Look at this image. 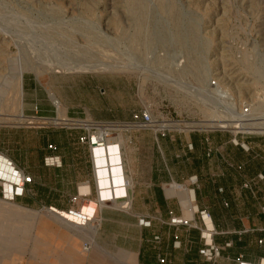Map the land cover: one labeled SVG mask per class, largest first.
Segmentation results:
<instances>
[{"label": "rangeland", "instance_id": "obj_1", "mask_svg": "<svg viewBox=\"0 0 264 264\" xmlns=\"http://www.w3.org/2000/svg\"><path fill=\"white\" fill-rule=\"evenodd\" d=\"M56 77L95 83L105 92L106 107L115 96L131 110L177 121L170 123L175 128L227 135L234 148L227 157L244 170L202 163L197 204L219 232L231 233L233 243L241 239L243 247L264 248V182L256 196L242 189L246 178L264 171L256 157L264 135L237 136L240 143L252 141L254 153L235 146L239 124L225 123L235 116L219 97L228 92L238 112L252 104L259 123L246 129L264 133V0H0V151L30 173L42 133L67 130L21 117L25 79L48 89ZM211 81L218 86H209ZM25 146L28 155L20 152ZM91 206L85 207L90 216ZM197 222L203 227L200 214ZM0 225L9 227L0 253L11 255L29 239L18 220L0 216Z\"/></svg>", "mask_w": 264, "mask_h": 264}, {"label": "crops", "instance_id": "obj_2", "mask_svg": "<svg viewBox=\"0 0 264 264\" xmlns=\"http://www.w3.org/2000/svg\"><path fill=\"white\" fill-rule=\"evenodd\" d=\"M78 83L56 77L48 81L47 89L35 78L25 79L23 113L38 119L54 118L61 111L63 117L72 119L131 121L135 110L121 102L117 104L115 96L106 107L103 88L91 81L80 80ZM54 99L59 101V111L53 105ZM66 130L63 135L42 133V145L33 151L37 163L33 165L32 173L11 153L0 151L6 159L4 162H12L16 169L33 178L32 183L25 185L24 194L15 201L4 199L0 182V216L6 222L10 217L24 223L18 230H23L29 238L11 255L0 253V264H212L200 251L204 248L202 234L209 236L213 229L217 232L212 236L214 244L220 247L231 244L221 251L215 264H237L239 255L254 263L264 261L262 246L243 247L241 239L233 243L231 233L219 232L211 215L204 218L206 229L171 223L174 218H194L197 222L194 212L199 209L196 190L200 185L202 163L213 165L215 169L222 166L225 170L231 169L227 154L234 148L227 135L190 130H176L166 136L145 129L122 131L121 143L118 137H114L113 143L118 142L122 148L126 175L131 183V209H119V203L106 205L97 211L98 221L92 219L76 224L64 218L60 223V215L78 214L85 200L94 205L91 212L93 208L95 212L97 203L89 150L79 141L83 132L80 130L73 135L76 130ZM50 145L55 149L51 150ZM257 146L260 153H256V157L264 161V137L257 140ZM20 152L28 155L27 146ZM251 152L254 153L253 148ZM48 157L58 158L60 166L48 165ZM81 166L84 167L80 169ZM192 178H197L196 184L191 182ZM90 191L92 194L87 199L72 202L80 192ZM189 208L194 212H188L186 209ZM260 213L264 215L262 211ZM86 214L90 216L87 211ZM143 222H149L150 226H144ZM7 229L8 226L0 225L1 250L2 242L8 241ZM157 236L159 241L155 240ZM85 243H90L89 251H84Z\"/></svg>", "mask_w": 264, "mask_h": 264}, {"label": "built area", "instance_id": "obj_3", "mask_svg": "<svg viewBox=\"0 0 264 264\" xmlns=\"http://www.w3.org/2000/svg\"><path fill=\"white\" fill-rule=\"evenodd\" d=\"M209 86L217 87L216 81H211ZM220 97V95H219ZM223 102H225V106L227 107L228 113L233 114L235 116V120L238 124H242L241 129H236V133L232 143L235 146H240L244 151L250 152L251 147L245 143H240L237 139L238 135H246V136H255V135H264V134H255L250 131V129H245L248 127L246 123H253L255 118H260L258 114H255L253 111L252 104H246L240 106L242 109L239 112L237 111V104L234 100L228 98H221ZM230 100V101H229ZM53 105L55 106L56 110H60V104L58 100H53ZM34 110L37 111L38 107L35 106ZM26 118H31L26 116ZM34 119L42 121L44 124L50 123L57 127H62L71 130H81L83 134L79 138L80 144L87 146L91 158L92 163V171H93V179H94V188H95V201H96V209L95 212L92 214V219L94 221H98L96 216L97 211L100 210L102 207L109 205L114 206L116 203H119V209L128 211L131 209V202H130V188L131 183L127 178L126 171H125V163L122 153V148L120 147L119 143H113L114 137H118V135L127 129L136 128V129H145L151 130L154 133L166 136L168 133L176 130H171L166 127V123L170 122L171 120L165 119L164 117H155L151 111L144 110V111H136L132 114L131 121L123 122V121H96L92 119H72L67 116L60 117V115L54 118H35ZM176 122V121H171ZM240 130V131H238ZM207 132V131H206ZM117 140V139H116ZM49 148L51 150L55 149L54 145H50ZM212 150H209L211 153ZM118 159V161H114ZM8 161V160H7ZM46 163L50 166H60V161L58 158L55 157H48L46 158ZM7 167L10 168L9 176L6 179L5 177L0 176V182L3 187V197L6 198L5 193V183H11L12 186V193L11 197L8 198L11 201H15V199L19 196H22L25 192V185L30 184L33 182V178L31 175L25 174L24 172L16 169L12 162H8L5 164ZM228 166L241 173L244 170V166L241 164H235L233 162H229ZM118 171V175H114L115 171ZM107 172L110 176L107 178L109 179L108 185L104 186L102 184V174ZM10 177V178H9ZM191 182L193 184L197 183V178H192ZM264 182V173L261 172L257 174L254 178H246L242 184V189L245 191H249L253 196L259 192L258 186L260 183ZM91 189V188H90ZM257 189V190H255ZM219 192H223V189L220 188ZM92 192L90 193H81L78 197L73 198L72 202L75 203L78 199H87L91 196ZM263 203L261 206V211L264 213V192L262 197ZM89 200H85V203L82 205V209L77 211L78 213H83V209L88 205ZM196 215L200 214L201 219L203 221V228L206 229L204 218L207 214L205 211H200L199 209L194 212ZM171 223L173 225H184V226H193L195 225L198 227L197 222L194 218L184 219V218H174L172 219ZM144 226H150L149 222H143ZM217 233L215 229L209 231V236H206L204 233L202 236L204 237V248L200 251L201 254L207 259V261L215 264L218 258L221 256V251L230 247L231 244H226L225 247L217 246L213 243L212 236ZM156 241L160 240V237H155ZM264 242L263 239L259 241L260 244ZM91 248L90 243L84 244V251H89ZM164 262V260H161ZM237 264H264V261H260L258 263L250 262L245 260L243 255H239L236 259Z\"/></svg>", "mask_w": 264, "mask_h": 264}, {"label": "bare ground", "instance_id": "obj_4", "mask_svg": "<svg viewBox=\"0 0 264 264\" xmlns=\"http://www.w3.org/2000/svg\"><path fill=\"white\" fill-rule=\"evenodd\" d=\"M113 68V67H112ZM116 68V67H115ZM111 70H113V69H111ZM23 78V77H22ZM23 84V83H22ZM225 91H220L219 93H220V97L221 98H228V92L227 93H224ZM56 100V99H55ZM240 109H242V108H240ZM239 114H241V112H239ZM21 117L24 119V118H26V116L24 115V113L22 112V115H21ZM60 117H62L61 116V111H60ZM21 119V118H20ZM235 118H232V119H228V120H226L225 121V123H228V121L229 120H234ZM177 122V121H176ZM261 122V121H260ZM170 123H173V122H168V123H166V127H168L169 129H171V130H183L181 127H179V128H175V124H170ZM237 123V122H236ZM254 123H259V121L258 122H253V123H246V125L248 126V127H246V128H253V125H254ZM238 124V123H237ZM214 126V125H213ZM212 126V127H213ZM218 126H221V125H218ZM223 126V128H227L228 126H232V125H222ZM241 126H242V124H239V128H238V126H235V127H237V129H241ZM214 128V127H213ZM245 128V129H246ZM260 130H264V123H262V125L260 126ZM252 131V130H251ZM262 132V131H261ZM255 134H259V133H255ZM262 134H264V133H262ZM118 138H119V142L121 143V141H120V134L118 135ZM118 143V142H117ZM120 147H121V145H120ZM6 159H4L3 157H2V155H0V162H3V164L2 163H0V176H2V177H5L6 179L8 178V176H9V174H7V173H9V170H10V168L9 167H7L5 164L7 163V162H4ZM115 162L116 161H118V159H116V160H114ZM8 164V163H7ZM119 173H118V171L116 170L115 172H114V175L116 176V175H118ZM107 175H108V173L107 172H104L103 174H102V184L104 185V186H106V185H108L109 183H108V181H109V179L107 178ZM110 176V173H109V175H108V177ZM10 178V177H9ZM5 185H6V187H5V193H6V198H4L5 200H7V201H11V200H9L8 198H10L11 197V193H12V186H11V183H5ZM175 189H177V190H179L180 191V189L179 188H177L175 185L173 186ZM168 192L169 193H171L172 192V189L171 188H169L168 189ZM181 195V194H180ZM117 204V203H116ZM114 206H116V205H114ZM188 212L189 211H192V212H194L193 211V209H186ZM61 216V219L62 218H64V219H67L68 221H70V222H73V223H76V224H82V223H84L86 220H92V218L90 217V216H88L87 214H86V212H84L83 211V213H78V214H73V215H70V214H61L60 215ZM60 216H59V218H60Z\"/></svg>", "mask_w": 264, "mask_h": 264}]
</instances>
